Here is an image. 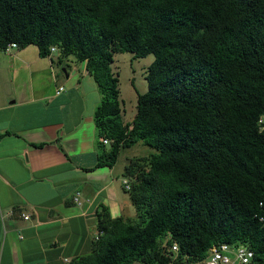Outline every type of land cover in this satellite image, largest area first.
<instances>
[{
	"label": "trees",
	"instance_id": "trees-1",
	"mask_svg": "<svg viewBox=\"0 0 264 264\" xmlns=\"http://www.w3.org/2000/svg\"><path fill=\"white\" fill-rule=\"evenodd\" d=\"M11 43L86 64L98 168L140 141L157 151L126 168L136 219L102 206L70 264H202L222 244L264 264V0H0V52ZM125 53L155 56L131 124L111 69Z\"/></svg>",
	"mask_w": 264,
	"mask_h": 264
},
{
	"label": "crops",
	"instance_id": "crops-1",
	"mask_svg": "<svg viewBox=\"0 0 264 264\" xmlns=\"http://www.w3.org/2000/svg\"><path fill=\"white\" fill-rule=\"evenodd\" d=\"M3 54L0 264H70L92 253L102 206L114 219L136 218L123 181L130 163L143 157L122 159L123 149L112 168L97 167L101 94L85 63L69 62L60 76L54 58H42L35 46ZM126 117L131 124L136 116Z\"/></svg>",
	"mask_w": 264,
	"mask_h": 264
},
{
	"label": "rangeland",
	"instance_id": "rangeland-1",
	"mask_svg": "<svg viewBox=\"0 0 264 264\" xmlns=\"http://www.w3.org/2000/svg\"><path fill=\"white\" fill-rule=\"evenodd\" d=\"M18 52H20L19 49H13L11 53ZM0 54L4 55L3 52H0ZM52 58H54L55 60L54 66L58 69V73L60 76H64V65L67 66V64L71 61L77 62L75 56L65 57L59 51L55 52L52 55ZM154 60V55H149L146 58H135L132 53L116 54L114 57V62L111 64V69L113 75L119 79V99L121 102V107L123 109V114H126L127 116L125 119L137 115V98L139 94H145L148 91L149 87L148 82L146 80V75L148 72V68L154 62ZM78 65H80V63ZM92 81L96 86L97 83L94 82V79ZM100 104L101 95L99 100V105ZM156 153V149L149 147L145 145L142 141H140L131 148L125 149L122 154V159L130 157L131 155L137 157H145ZM125 210L126 214H129L128 207H126ZM135 219L132 218V220Z\"/></svg>",
	"mask_w": 264,
	"mask_h": 264
},
{
	"label": "built area",
	"instance_id": "built-area-1",
	"mask_svg": "<svg viewBox=\"0 0 264 264\" xmlns=\"http://www.w3.org/2000/svg\"><path fill=\"white\" fill-rule=\"evenodd\" d=\"M13 49H19V46L16 43H11L2 52L5 54H10ZM51 52L52 56L55 52H57V48L52 47ZM64 91L65 88L61 87L58 91V94ZM260 124L264 125V117L260 119ZM104 144L109 145V141L104 140ZM123 184L126 190H130L131 184L129 180H124ZM78 198L79 197L75 198V202L79 205H82L81 201ZM28 218L29 217H25L26 220ZM101 235L102 233L98 232L95 241H98ZM172 251H178V246L176 244L173 246ZM254 258V251L246 245L222 244L211 248L208 252L207 258L202 264H255Z\"/></svg>",
	"mask_w": 264,
	"mask_h": 264
}]
</instances>
